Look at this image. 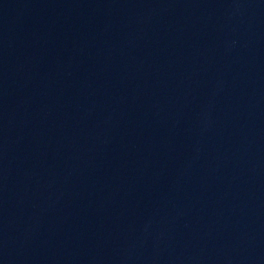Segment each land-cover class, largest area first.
<instances>
[{
  "label": "water",
  "instance_id": "95a60500",
  "mask_svg": "<svg viewBox=\"0 0 264 264\" xmlns=\"http://www.w3.org/2000/svg\"><path fill=\"white\" fill-rule=\"evenodd\" d=\"M0 264H264V0H0Z\"/></svg>",
  "mask_w": 264,
  "mask_h": 264
}]
</instances>
